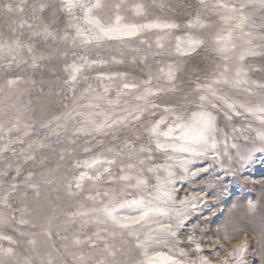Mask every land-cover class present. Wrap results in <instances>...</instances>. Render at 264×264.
Masks as SVG:
<instances>
[{
    "label": "rangeland",
    "instance_id": "obj_1",
    "mask_svg": "<svg viewBox=\"0 0 264 264\" xmlns=\"http://www.w3.org/2000/svg\"><path fill=\"white\" fill-rule=\"evenodd\" d=\"M213 0H209L212 3ZM239 4L244 0H231ZM11 3L15 8L20 5L23 12L8 13L0 7V201L8 195V204L0 203V216L21 218L29 221L27 225H20L12 221L7 227L0 226V234L10 235L16 244H9L6 240H0V264H23L25 258H30L32 264L46 262L49 255L55 258L56 264H75L73 253L76 256L83 254L91 256L89 264L102 259L100 249L103 242H97V248L92 249L84 243L73 245V240L79 238L82 241L98 230L107 227L105 225L88 224L82 226L84 218L75 217L69 220V213L79 209L83 204L85 209L94 205L85 199L96 190L103 192L117 184L107 182V174L97 182V187H92L91 181H86L84 190L75 188L74 177L83 169L75 167L77 161L89 159L98 154L107 158L115 157L117 165L113 166V174H119L120 164L136 163V156L128 159L130 147L139 149L142 145L149 144L146 131L149 121L158 119L162 114V108L167 105H175L180 109H192L199 103L198 95L194 89L197 84H204L222 70L227 63L230 77L234 76L239 62L236 55L240 51L242 40H237V52L230 53L232 57L227 62L222 55L216 52L212 36L222 27L218 15L210 10H205L199 0H104L105 7L98 11L97 15L105 22H111L117 12L124 17L125 22L147 23L151 21L174 22L179 28L170 32L152 30L144 32L140 37L125 42L104 41L100 44L82 45L75 36V29L68 27L70 18L60 11L61 0H0V5ZM41 4L45 5L43 11L39 10ZM119 4L120 8L116 9ZM136 5H142L144 14L135 15ZM252 15L254 27H249L254 37V44H264L258 39L264 35V10L258 7H249L245 10ZM77 15H80L77 10ZM199 15L202 22L211 24V27L188 28L190 20ZM31 25V27H29ZM45 27L52 35L45 34ZM192 35L204 39L205 43L190 56H179L174 52L175 38ZM67 36V39H65ZM158 36L164 37L162 43L165 49L156 47ZM141 40L145 43H141ZM19 42V47L16 46ZM152 47L149 48L148 45ZM31 48V52L29 51ZM138 49V51H137ZM258 52H264V48H257ZM162 52V55H154ZM169 52L172 54L169 55ZM82 57L91 60H103L104 64H97L86 68L78 77V82L73 87L65 83L70 74V66L81 64ZM146 57V59H145ZM116 61H120L117 63ZM161 64H175L177 68L175 92H164L157 97H152L161 105L156 109V117L145 113L140 121H131L127 127L120 125L112 129H105L104 133L91 131V125L82 122L85 117L76 115V112L88 113H112L117 116L126 115L122 109L130 107L142 101H136L137 91H129L127 95H121L118 105L110 106L107 101L115 100L117 92L125 82L141 83L148 78V74L156 73ZM247 71L249 84L242 85L239 89H233L227 85H219V94L226 96L229 101L237 103L259 101L264 90L255 87L264 83V55L248 57L243 62ZM126 73L127 77L119 76L114 80H100L98 76L116 75ZM9 80H15L16 84L8 86ZM91 85L95 91H85ZM104 85L110 89L104 99L95 97L104 95ZM166 81L153 79L150 87H168ZM144 85H141L142 91ZM251 88L252 93L244 91ZM84 96L85 99H80ZM88 103L99 104V108H85L82 105ZM216 109H211L217 118V126L221 130L218 138L223 139L226 134L229 143L235 142L245 145L244 135H252L247 129L248 124L259 127V122L250 115L236 116L232 114L220 102ZM75 109V111H73ZM69 113L71 116L69 117ZM232 118L228 119V115ZM59 117V119H57ZM98 124L105 119L103 114L90 117ZM115 118V117H114ZM86 131H78L81 127ZM237 129L238 131H233ZM27 133V135L25 134ZM232 137H237L233 140ZM22 141V142H21ZM75 141V143H73ZM7 146V150H3ZM251 146V145H249ZM154 147V146H153ZM221 147H223L221 145ZM91 149L85 152L84 149ZM108 149L113 151L109 152ZM122 150V155L115 156ZM235 156V150L229 149ZM143 158L147 154H139ZM156 159L148 163H159L163 157L159 153H153ZM33 157V159H26ZM63 157V158H61ZM224 167L214 163L211 159L199 161L196 167L207 168L194 181H185L177 187L181 189L179 195L185 191L199 192L214 191L215 199L209 200V206L201 212L193 213L181 230L187 233L192 224H199L200 228L207 229L206 238H212L217 226L229 216V209L235 203L238 205L231 213L235 225L247 233L248 250L244 254L245 264H264V153L254 152L253 157L243 167L233 160L231 167L226 157H222ZM147 166V164L145 165ZM20 174L17 175L16 169ZM102 171V168H101ZM30 180H26L29 174ZM50 180L51 183H46ZM72 182V191L77 195H69L67 185ZM213 185L208 187V183ZM15 184V191L10 185ZM30 185H36L32 187ZM37 192L39 195H37ZM252 200L258 207L255 213L247 210V202ZM35 224L36 227H32ZM111 230V229H109ZM52 233L49 238L46 233ZM20 232L26 233L21 236ZM231 232V230H230ZM35 234V235H33ZM108 237L107 232L101 233ZM199 235V233H198ZM67 237V239H64ZM94 238V237H93ZM224 245L223 249L205 242L204 255L211 251H219L221 256L231 251L233 245L244 239L243 235H235V238L226 241L223 235L216 237ZM35 240V245L28 243ZM127 240V243H125ZM181 246L187 244L186 236L181 235ZM114 248L122 249L116 259L121 264H135L139 259V250L134 247V241L127 237H108L107 241ZM12 247L14 255L7 256L3 249ZM187 250V249H186ZM190 255H193L190 253ZM211 258V257H210ZM8 261V262H7ZM217 264V261H213ZM229 264H235L232 260Z\"/></svg>",
    "mask_w": 264,
    "mask_h": 264
},
{
    "label": "snow or ice",
    "instance_id": "obj_2",
    "mask_svg": "<svg viewBox=\"0 0 264 264\" xmlns=\"http://www.w3.org/2000/svg\"><path fill=\"white\" fill-rule=\"evenodd\" d=\"M199 3L205 10H210L218 15L222 22V27L212 36V41L215 46L214 50L222 55L225 62L232 58L229 56L230 53L237 52L238 44L236 41H243V44L239 46L240 51L235 57L239 62V66L236 67L234 76L230 77L228 75L229 66L225 63L222 70L210 82L197 84L194 91L199 93V103L195 104L194 108L182 110L175 105L164 106L159 118L149 121V126L146 129L149 137L148 145H142L137 150L125 144V147L129 149L128 159L131 161L133 156H136L137 162L118 165V175L113 174V166L117 165L115 157L107 158L103 154H98L89 159L76 162L75 167L83 169L74 177L76 189L83 191L86 181H91L92 187L96 188L97 182H100L105 174H107L108 183L118 185V187H111L103 192L96 190L94 194L87 195L85 199L91 201L94 206L85 209L84 205L81 204L79 209L68 214L69 220H72V222H74L73 218L75 217L84 218L81 220L82 226L88 224L107 226L98 228L86 240L82 241L79 238L73 240L74 246L86 243L92 249L97 248L98 241L103 242V247L100 249L103 258L95 261V264H121L116 257L118 253L122 252V249L114 248L107 242L108 237L115 238L117 236L127 237L134 241V247L139 250L140 257L135 261V264H213L214 260L217 261V264H229L232 260L235 261V264H245L243 257L248 250L247 233L235 225L231 216L232 211L238 205L235 203L232 205L229 209V216L225 217L217 226L212 238H206L204 233L208 230L200 228L199 224L195 223L192 224L189 232L182 233L181 230L185 228L191 215L207 208L209 200L215 199L216 194L214 191L201 189L199 192L185 191V194L180 196L181 189L177 185L178 183L182 185L185 181H194L201 173L208 171L207 168L196 167L199 161L211 159L223 168L222 157H226L229 161V167H231L233 160L243 167L252 159L254 152L264 153V95H261L256 103L230 102L226 96L219 94L220 90L218 88L219 85H227L233 89H239L242 85L249 84L243 62L248 57L264 55V52L256 50L257 48H264V44H254L257 37H254L250 31H246L247 28L255 25L252 15L245 10L250 6L264 10V0H244L239 4L232 3L231 0H213L212 3H209V0H199ZM0 7L8 13L24 11L20 5H16L14 8L11 3H4ZM104 7V0H61L60 11L66 13L70 18L68 27L75 29V36L72 40L74 44L77 39L82 45L100 44L104 41L125 42L140 37L146 31L170 32L180 27L174 22H125L124 17L119 12L116 13L114 20L105 22L97 15L98 11L103 10ZM115 7L119 9L120 5L117 4ZM44 8V4L39 6L40 11H43ZM77 10H79L80 15L76 14ZM134 12L137 16L143 15V6L136 5ZM186 26L188 28L199 27L203 29L212 25L202 22L200 16L197 15ZM261 27L264 28V24ZM45 34L52 35L47 27H45ZM65 39H67V36H65ZM258 39L264 41V35L259 36ZM163 40L164 37H157L155 43L158 49H165V45L162 43ZM175 41L174 52L182 57L195 53L205 43L204 39L190 34L184 37L177 36ZM15 43L19 47V42L16 41ZM141 43H145V41L141 40ZM148 47L151 48L152 45L149 44ZM31 50L29 48L30 52ZM162 54V52L154 53V55ZM171 54L169 52V55ZM82 60L83 63H73L70 66L69 78L65 81L73 89L78 82L79 75L86 68L106 63L103 60L89 61L86 57H82ZM116 62L120 63V61ZM176 72L175 64H161L155 74L150 72L148 78L141 83H123L117 92V98L107 101L110 106L118 105L120 96L127 95L129 91L133 90L138 92L134 99L143 102L122 109L126 115L117 116L115 112L85 114L78 111L76 115L85 117L82 123L91 125V131L97 133H104L105 129H112L120 125L127 127L131 121L142 120L145 113L151 117H156L157 112L155 110L160 109L161 105L151 98L164 92H175L177 90L174 83ZM117 76L125 79L127 74L118 73L116 75L98 76L97 79L111 81L116 79ZM161 78L166 81L168 87H150L153 79L160 80ZM7 83L9 87H12L16 84V81L9 80ZM253 84L255 87L264 90V83L256 84L253 82ZM141 85H144L142 91H140ZM109 89V85H104V95L98 94L95 99H104ZM89 90L95 91L91 89V85L85 91ZM244 91L254 94L251 88H244ZM80 99H85V97L81 96ZM217 102L222 103L236 116L250 115L259 122V127H253L252 124L247 125V129L252 135L243 136V139L247 142L245 145L242 146L235 142L229 143V137L226 134L223 139L218 138V133L221 130L218 128L217 118L211 110L218 107ZM82 107L99 108L100 105L88 103L82 105ZM101 114L105 116L102 123L98 124L90 118L93 115ZM68 115L70 117L71 113ZM226 115L228 114L226 113ZM231 118L232 116L228 115V119ZM86 130V127L83 126L78 129L81 132ZM233 131L238 130L233 129ZM25 134L27 135V133ZM231 139L235 140L237 137ZM229 149L235 150V156L230 154ZM3 150H7V146ZM90 150L89 148L84 149L85 152ZM108 151L113 150L108 149ZM154 152L162 155V161L148 163L156 159L153 155ZM138 153H146L147 155L141 158ZM120 155H122V150L115 153V156ZM26 159H33V157H27ZM146 164L147 166H145ZM16 173L17 175L20 174L19 168L16 169ZM0 175H7V173H0ZM31 176L30 173L26 180H30ZM45 182L51 183L50 180ZM30 186L36 187V185ZM10 187L12 191H15V184L10 185ZM72 187V182H69L67 185L69 195H77V192L72 191ZM208 187L212 188L213 185L209 182ZM37 195H39L38 192ZM0 203L11 207L8 204V195H5ZM257 207L256 202L252 200L247 202L249 212L255 213ZM12 221L20 225L29 223L28 220L23 218L16 220L14 216H0V226L7 227ZM32 227H36V225L33 224ZM103 232H107L108 237L103 236L101 234ZM20 235L24 236L26 233L20 232ZM46 235L51 238L52 233L48 231ZM181 235L186 236L187 244L185 246H181L183 243ZM220 235H223L226 241L235 238V235H243L244 239L233 245L232 250L226 252L224 256H221L219 251H211L208 255H204L205 242L223 249L224 245L216 238ZM64 239H67V237H64ZM0 240H6L9 244L17 243L10 235L0 234ZM28 243L35 245L36 241L29 240ZM125 243H127V240H125ZM3 252L7 256L14 255L12 247L3 249ZM190 253L193 255H190ZM73 256L75 264H89L92 259L91 256L85 257L83 254L76 256L73 253ZM262 259H264V254H262ZM23 264H32V261L30 258H25ZM41 264H56V261L54 257L49 255L47 261H42Z\"/></svg>",
    "mask_w": 264,
    "mask_h": 264
},
{
    "label": "bare ground",
    "instance_id": "obj_3",
    "mask_svg": "<svg viewBox=\"0 0 264 264\" xmlns=\"http://www.w3.org/2000/svg\"><path fill=\"white\" fill-rule=\"evenodd\" d=\"M8 262V261H7Z\"/></svg>",
    "mask_w": 264,
    "mask_h": 264
}]
</instances>
